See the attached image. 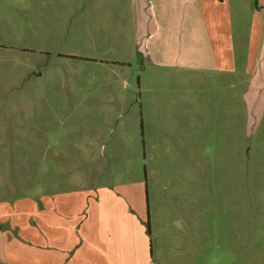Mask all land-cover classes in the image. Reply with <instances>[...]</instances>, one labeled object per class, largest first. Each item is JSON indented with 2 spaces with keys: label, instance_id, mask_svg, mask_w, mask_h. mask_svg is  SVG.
I'll use <instances>...</instances> for the list:
<instances>
[{
  "label": "rangeland",
  "instance_id": "rangeland-1",
  "mask_svg": "<svg viewBox=\"0 0 264 264\" xmlns=\"http://www.w3.org/2000/svg\"><path fill=\"white\" fill-rule=\"evenodd\" d=\"M235 1L226 79L144 61L134 0H0V202L124 185L177 263L264 264V6Z\"/></svg>",
  "mask_w": 264,
  "mask_h": 264
},
{
  "label": "crops",
  "instance_id": "crops-1",
  "mask_svg": "<svg viewBox=\"0 0 264 264\" xmlns=\"http://www.w3.org/2000/svg\"><path fill=\"white\" fill-rule=\"evenodd\" d=\"M134 1L147 16L142 23L146 47L139 50L144 61L211 77L235 75V54L232 65L224 45L229 46L225 37L232 21L231 0ZM235 2L241 26L242 14L255 16L264 6V0H256L255 10L249 0ZM183 43L189 47L185 54ZM168 44L178 49L170 57L164 53ZM263 57L260 53V69L248 67L256 82L264 75ZM259 110L264 117V104ZM144 222L142 208L134 207L124 185L81 187L22 203L4 200L0 202V264H179L181 245L176 234L149 231ZM189 255L194 256L191 251Z\"/></svg>",
  "mask_w": 264,
  "mask_h": 264
}]
</instances>
